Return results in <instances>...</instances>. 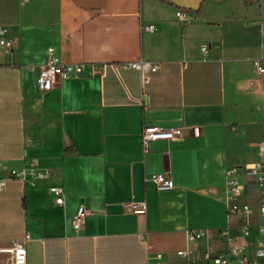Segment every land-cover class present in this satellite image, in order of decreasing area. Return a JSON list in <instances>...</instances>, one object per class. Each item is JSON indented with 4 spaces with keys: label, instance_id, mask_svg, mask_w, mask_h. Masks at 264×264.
I'll return each mask as SVG.
<instances>
[{
    "label": "crops",
    "instance_id": "1",
    "mask_svg": "<svg viewBox=\"0 0 264 264\" xmlns=\"http://www.w3.org/2000/svg\"><path fill=\"white\" fill-rule=\"evenodd\" d=\"M0 26L15 43L0 58V245L29 232L27 264H208L203 252H223L228 236L253 251L257 227L250 237L236 227L226 174L238 170L242 200L257 208L242 169L263 159L264 0H0ZM50 48L75 68L42 92ZM140 59L159 63L146 84L125 65ZM145 125L183 138L144 151ZM32 162L45 172L34 182ZM164 171L170 188L151 178ZM142 201L144 212L126 205ZM80 204L88 213L76 233ZM193 229L204 234L191 238Z\"/></svg>",
    "mask_w": 264,
    "mask_h": 264
},
{
    "label": "built area",
    "instance_id": "2",
    "mask_svg": "<svg viewBox=\"0 0 264 264\" xmlns=\"http://www.w3.org/2000/svg\"><path fill=\"white\" fill-rule=\"evenodd\" d=\"M187 13V11L182 9H177L175 12L177 18L182 21H188ZM146 28L153 31L155 25L150 24ZM202 49L205 51L207 44H203ZM14 51L15 43L9 35L8 29L5 26H0V58H8ZM125 65L141 71L143 84L149 81L147 72H153L159 68L158 62L143 59L128 62ZM255 66L259 73L264 72V61L255 62ZM74 68L75 66L73 64L61 63L58 57L54 55L53 48H50V54L44 64L39 68L36 77L40 90L45 92L52 89L60 77L68 75ZM31 69L34 70L35 67L32 66ZM141 137L144 151H147L151 142L155 140L167 139L174 141L183 138L180 130L158 125H145L142 129ZM258 148L263 159L248 162L242 169L244 174L254 180L256 184L258 190L257 208L251 202L242 200L245 185L238 177V170L235 167H230L226 174L230 189L227 204L229 212L236 214L239 219L236 227L248 237L252 235V227H257L256 236L258 239L256 242L251 243L253 251L246 253L241 246L232 244V238L228 236L227 247L223 252L217 254H212L209 250L203 252V258L208 264H264V137L258 142ZM2 165L3 161L0 160V166ZM30 174L32 176L29 180L30 182H34V179L45 176V172L36 166V162L31 163ZM10 177L22 179L24 177V171L18 168H12ZM151 178L158 184L159 188H170L173 186V181L166 171L153 174ZM7 181L8 178L0 176V190L6 187ZM49 191L54 195L56 204L61 206L66 204V191L63 186L53 185L49 188ZM126 205L135 212H144L147 207L146 201L129 202ZM87 213L88 211L83 204L78 205L72 216V225L76 233H79L82 229ZM255 216L260 217L258 221L254 220ZM189 234L191 238H198L204 234V230L193 229L190 230ZM30 238L31 234L26 232L23 237L12 240L9 245H0V252L9 253V264H27V241ZM177 253L182 254L184 250H178ZM157 256L161 257L162 254L158 253ZM153 264L161 263L155 262Z\"/></svg>",
    "mask_w": 264,
    "mask_h": 264
}]
</instances>
